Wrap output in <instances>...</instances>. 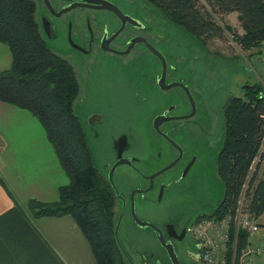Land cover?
<instances>
[{
    "label": "trees",
    "instance_id": "trees-1",
    "mask_svg": "<svg viewBox=\"0 0 264 264\" xmlns=\"http://www.w3.org/2000/svg\"><path fill=\"white\" fill-rule=\"evenodd\" d=\"M170 20L204 42L221 36L219 19L238 12L243 32L234 40L243 51L264 45V0H144ZM0 41L12 54V64L0 71V100L32 113L44 126L69 181L59 188V199L28 201V215L72 216L88 239L97 264H134L117 236L119 199L110 181L98 170L75 105L82 86L73 64L46 42L36 0H0ZM225 138L217 160V174L225 183V196L204 217L235 215L242 194L246 211L264 213V83L248 82L244 95H230L224 107ZM261 157L260 161L257 159ZM257 163V164H256ZM248 185L244 191V185ZM249 233L233 225L230 246L238 251ZM233 253L228 263H233Z\"/></svg>",
    "mask_w": 264,
    "mask_h": 264
},
{
    "label": "rangeland",
    "instance_id": "rangeland-1",
    "mask_svg": "<svg viewBox=\"0 0 264 264\" xmlns=\"http://www.w3.org/2000/svg\"><path fill=\"white\" fill-rule=\"evenodd\" d=\"M121 1L127 4L124 0ZM127 1L139 4L137 0ZM199 6L204 11L211 10L206 0H199ZM154 11L155 32L161 38L160 45L168 53L170 61L181 68L182 76L196 100L197 110L194 116L183 122L186 124L185 127L175 136L186 150L179 166L159 175L146 196H137L135 211L140 219L156 224L166 239L173 242L182 264H191L192 258L186 251L189 250L191 254L198 253L195 237L188 233L183 239L171 238L168 225L169 222H177L176 230L182 234L184 227L178 221L183 216L194 221L202 214L212 213L224 198L225 183L217 174L218 155L225 138L224 107L230 95H244L246 83L256 81L264 83V45L262 49L254 52H246L240 48L234 40V33L226 28L230 26L236 33L243 32L236 12L225 14L219 19V23L224 27L222 35L210 38L204 44L203 40L190 30L173 22L159 10L154 8ZM143 13H146L144 8L140 10V16ZM43 14V7L39 4L38 15ZM60 32L62 33L60 37L47 36L46 42L56 51L72 59L70 49L62 38L66 31L60 28ZM72 61L82 79L83 88L76 103V113L85 128L98 170L105 177H109L111 172L109 157L113 151L114 139L121 130L126 129L131 115L126 112L127 109L122 102L116 101V104L113 103L114 110L110 116H106L104 125L100 127V137L95 136L90 129L91 110L108 109L111 102L108 98L97 102L88 96L83 69L77 66L75 57ZM168 102L177 103L179 105L177 112L181 114H187L191 109L188 97L180 95L175 90L171 91ZM160 151L155 149L156 153ZM165 155H162V165L169 162V157ZM260 159L261 157L257 162ZM192 160L194 162L190 170L181 177L183 167ZM125 171L122 169L121 173H126ZM66 178L68 182L67 175ZM114 183L123 194L129 193L132 186L142 188L149 186L147 179L137 181L130 176L123 179L116 175ZM163 183L167 186L160 197ZM118 221V239L135 264H142L146 259L156 264H172L155 229L138 225L130 204L124 208V212L121 210Z\"/></svg>",
    "mask_w": 264,
    "mask_h": 264
},
{
    "label": "flooded vegetation",
    "instance_id": "flooded-vegetation-1",
    "mask_svg": "<svg viewBox=\"0 0 264 264\" xmlns=\"http://www.w3.org/2000/svg\"><path fill=\"white\" fill-rule=\"evenodd\" d=\"M103 1L116 5L122 14L112 8L102 6ZM103 1L36 0L37 5L40 4L44 10L43 16H38L45 40L47 36L60 37L62 34L60 28L66 31L62 38L70 49L72 59L75 57L78 62L77 66L83 69L88 96L97 102L107 98L111 102L108 109L94 108L91 110V132L100 137V127L104 125L106 116H110L114 110L116 101L122 102L127 109L126 112L131 115L125 126L126 129L121 130L115 137L113 151L109 157L111 159L110 168L112 169L120 159L119 149L121 148V156L124 162L115 168L113 181L116 175L123 179L130 176L137 181L147 179L149 186L145 188L132 186L129 188V193L123 194L118 190L115 183L112 184L110 178L106 177L118 196L120 217L121 210L124 212V208L126 209L128 204L132 207L133 200L135 206L138 195L146 196L149 190L153 188L155 179L159 175L179 166L186 150L175 136L182 132L186 125L183 122L189 118L171 119L169 117L189 115L193 111V105L186 90L181 85H187L182 76L181 68L170 61L168 53L160 45L161 38L155 32L154 8L147 2L139 0H137L139 4L127 0H124L127 4H123L121 0ZM142 7L146 9V13L140 16L139 12L143 9ZM45 21L48 29L45 26ZM154 48L161 52L164 59L156 53ZM63 56L73 64L78 75L72 59ZM78 77L81 82L80 75ZM188 88L193 96L189 86ZM173 90L188 97L191 105L189 113L177 112L179 105L168 102L169 95ZM193 99L196 106L194 116L197 103L194 96ZM158 116H161L158 122L160 130L155 127V119ZM170 138L181 146L182 151ZM156 148L158 151L161 150L160 153L155 152ZM163 154H166L165 157H169V162L165 165L161 164ZM175 160L177 162L171 168L151 179V176ZM193 162L194 160L183 167L181 177L186 175ZM122 169L126 170V173H121ZM166 186V183L161 185L160 197H162ZM161 189H163L162 194ZM197 218L193 221L183 216L178 221L184 227L182 234L176 230L177 222H169L168 233L171 238H185L190 233L189 226L201 219L197 220ZM118 224L119 221L117 226ZM186 252L192 258L191 264H193L194 259L199 256V252L197 254H191L189 250ZM149 262L156 264L151 260Z\"/></svg>",
    "mask_w": 264,
    "mask_h": 264
},
{
    "label": "crops",
    "instance_id": "crops-1",
    "mask_svg": "<svg viewBox=\"0 0 264 264\" xmlns=\"http://www.w3.org/2000/svg\"><path fill=\"white\" fill-rule=\"evenodd\" d=\"M11 64V51L0 41V71ZM37 120L29 111L0 100V264H97L72 216L28 215L30 199L55 202L60 186L67 183ZM257 220L264 225V213ZM250 240L259 243L257 237ZM255 264H264V255Z\"/></svg>",
    "mask_w": 264,
    "mask_h": 264
},
{
    "label": "built area",
    "instance_id": "built-area-1",
    "mask_svg": "<svg viewBox=\"0 0 264 264\" xmlns=\"http://www.w3.org/2000/svg\"><path fill=\"white\" fill-rule=\"evenodd\" d=\"M264 55V54H263ZM248 185H244V191ZM246 197L242 194L236 214L222 219L204 217L189 226L195 237L199 256L193 264H229L228 254L233 253L232 264H255L258 256L264 255V225L246 211ZM243 229L249 233L247 244L239 252L236 244L230 246L231 228ZM257 237L259 243L250 239Z\"/></svg>",
    "mask_w": 264,
    "mask_h": 264
},
{
    "label": "water",
    "instance_id": "water-1",
    "mask_svg": "<svg viewBox=\"0 0 264 264\" xmlns=\"http://www.w3.org/2000/svg\"><path fill=\"white\" fill-rule=\"evenodd\" d=\"M99 1H100V0H99ZM101 1H103V0H101ZM103 2H104V1H103ZM102 6L112 8V9H114L115 11H117L118 13L122 14L121 10H120L116 5H114V4L110 3V2H104ZM45 26H46V28H47V23H46V21H45ZM47 29H48V28H47ZM154 49H155L156 53H158V54H160V55L162 56V54H161V52H160L159 50H157L156 48H154ZM162 57H163V56H162ZM163 59H164V57H163ZM164 61H165V60H164ZM163 77H164V76H163ZM181 85H182V86L184 87V89L186 90V92H187V94H188V96H189V98H190V100H191V102H192V105H193V111H192L189 115H185V116H183V117H169V118H171V119H174V118H190L191 116H193V113H194L195 108H196V106H195V101H194V99H193V96H192V94H191V92H190L188 86H187V85H184V84H181ZM171 86H173V85H171ZM160 119H161V116H158V117H156V119H155V127H156L158 130H160V129H159V126H158V122H159ZM170 139H171V138H170ZM120 141H121V139H120ZM171 141H172L173 143H175L176 145H178L173 139H171ZM178 147H179L180 151H182L181 146L178 145ZM119 158H120V159H119V160L116 162V164L112 167L111 172H110V175H109V178H110V181H111L112 184H114V181H113V172H114L115 168H116L119 164H121V163L124 162L123 159H122V156H121V148L119 149ZM176 162H177V160H175L174 162H172L171 164H169L167 167L163 168V169L160 170L159 172L155 173L153 176H151V179H153V177H154L155 175L160 174L161 172H163V171H165V170L171 168ZM152 182H153V180H152ZM162 192H163V189H161V194H162ZM132 212H133L134 219H135V221H136V223H137L138 225H140V226H149V227H152L153 229H155V231H156L157 234H158V237H159V240H160L161 244L165 247V249L167 250V252H168V254H169L170 258H171L172 264H182V261L180 260L178 254H177V252H176V250H175V246H174L173 242L166 240V238H165V236H164L162 230H161L157 225H155L154 223L144 221V220L140 219V218L137 216L136 211H135V206H134V200L132 201ZM171 227H173V226H171ZM173 229H174V228H173ZM170 233H171V232H170ZM144 264H151V263H150L148 260H146V261L144 262Z\"/></svg>",
    "mask_w": 264,
    "mask_h": 264
}]
</instances>
